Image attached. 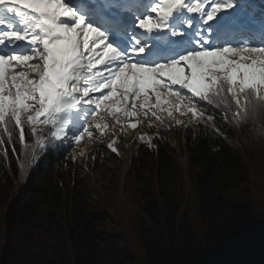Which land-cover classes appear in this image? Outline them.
<instances>
[{
  "label": "trees",
  "instance_id": "trees-1",
  "mask_svg": "<svg viewBox=\"0 0 264 264\" xmlns=\"http://www.w3.org/2000/svg\"><path fill=\"white\" fill-rule=\"evenodd\" d=\"M245 16L258 29L264 0H249ZM245 38L264 44L244 31L234 45ZM257 94L248 97L255 111L248 105L235 119L233 104L227 116L222 108L204 113L216 114L215 125L194 119L196 128L174 139L162 125L145 134L128 159L126 203L116 197V169L108 185L96 186L88 172L78 173L72 144L57 150L52 139L34 155L30 133L21 145L14 131L11 143L0 144V264H264V102ZM0 140H9L3 129Z\"/></svg>",
  "mask_w": 264,
  "mask_h": 264
},
{
  "label": "snow or ice",
  "instance_id": "snow-or-ice-1",
  "mask_svg": "<svg viewBox=\"0 0 264 264\" xmlns=\"http://www.w3.org/2000/svg\"><path fill=\"white\" fill-rule=\"evenodd\" d=\"M248 4L0 0V129L9 137L0 144L11 143L14 131L21 145L30 131L34 155L46 150L49 136L57 150L69 138L79 144L108 127L101 112L159 120L165 106L169 116L185 108L207 126L216 123L215 113L204 115L213 108L227 116L235 104L234 119L248 105L255 111L248 97L264 88V45L233 43L244 31L264 39V18L253 22L258 29L248 27ZM256 100L264 102V95Z\"/></svg>",
  "mask_w": 264,
  "mask_h": 264
},
{
  "label": "rangeland",
  "instance_id": "rangeland-1",
  "mask_svg": "<svg viewBox=\"0 0 264 264\" xmlns=\"http://www.w3.org/2000/svg\"><path fill=\"white\" fill-rule=\"evenodd\" d=\"M239 41L241 43L248 42L255 46L253 42L248 40ZM260 45L264 44L261 43ZM242 55L246 57L244 62L251 63L250 54L244 53ZM233 59L236 58L233 57ZM257 92L259 95H264V88L258 87ZM185 104H187V101H185ZM166 107L158 111L159 120L153 118L151 114L145 117L143 113H138L137 117L124 118L120 115L118 119H114L101 112L100 115L104 118L102 122L108 125L103 130L102 135L99 132H94L92 138L82 137L79 144H76L70 138L64 141V143L69 142L73 145L72 149L79 158L77 162L78 173L88 172L92 176L94 184L101 187L102 185H108L110 174L116 169L119 184L116 197L120 202L126 203L127 201L123 196V178L128 171L130 154L135 145L143 141L141 138H144L147 133L155 132L158 125L167 126L168 129L165 135L171 139L175 138L178 131L185 130L187 127H191L192 130L196 128L191 113L187 112L185 108H182L179 112L173 110L172 116H169ZM132 123L137 124V127L134 129L128 127ZM47 140L48 142L52 141L50 136L47 137ZM113 141H115L116 152H112L108 147ZM173 143L175 144V142ZM117 166L118 168H116Z\"/></svg>",
  "mask_w": 264,
  "mask_h": 264
}]
</instances>
